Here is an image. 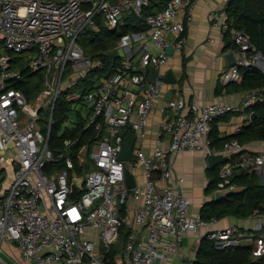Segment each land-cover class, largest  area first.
Returning a JSON list of instances; mask_svg holds the SVG:
<instances>
[{"label":"built area","instance_id":"2783aa9c","mask_svg":"<svg viewBox=\"0 0 264 264\" xmlns=\"http://www.w3.org/2000/svg\"><path fill=\"white\" fill-rule=\"evenodd\" d=\"M112 1L0 0V259L6 244L18 249L20 264H112L110 254L123 225L131 233L115 264H162L168 256L181 260V242L189 233L202 234L219 250L249 241L253 255L264 256V207L250 217L257 236L238 226L212 229L219 221L191 212L190 198L179 190L185 178L173 167L172 157L184 153L206 159L244 153L242 165L264 181V143L243 145L233 139L218 148L210 139L213 124L234 112V104L223 97L210 105L168 101L173 115L161 124L153 152L145 153L150 115L166 87L162 73L155 81L149 79L148 68L161 71L170 58L167 48L172 46L175 53L186 45L196 0H169L162 11L147 15L144 9L151 0H117L114 5ZM233 1L223 0V7L212 13L211 24L220 30L221 39L231 35L236 59L221 76L222 95L229 83L241 81V68L264 71V57L247 34L230 28L228 9ZM99 16L109 31L133 16L149 28L123 35L116 48L124 53L122 66L85 91L83 80L108 68L105 60L87 56L79 43ZM40 71L44 72L42 90L28 102L15 87L28 74ZM65 92L67 100L84 112L86 127H94L100 138L74 150L77 140L68 138L56 156L49 141L54 110ZM262 99L264 87L242 93L241 108L250 109ZM45 109L52 110L48 132L40 124ZM125 129L136 135L135 161L119 159ZM75 156L85 171L84 190L77 201L70 198ZM59 161L64 164L61 170ZM138 166L145 182L130 189L126 170L133 173ZM154 169L161 171L159 179L152 178ZM233 175L231 163L221 164L218 190L236 191ZM88 228L99 233V241L86 237Z\"/></svg>","mask_w":264,"mask_h":264},{"label":"trees","instance_id":"16d2710c","mask_svg":"<svg viewBox=\"0 0 264 264\" xmlns=\"http://www.w3.org/2000/svg\"><path fill=\"white\" fill-rule=\"evenodd\" d=\"M168 2L169 0H151L150 5L144 9V15L156 14L162 11ZM228 13L230 16V28L246 33L256 48V52H260L264 57V0H234L228 9ZM148 28L143 20L133 16L126 19L125 24L116 31H109L103 17L99 16L96 20V26L79 43L87 56L94 60H105L108 68L104 72L93 71L89 78L83 80V89L85 91L93 89L94 85L102 77H107L109 73L113 74L122 66L123 57L118 55L116 48L123 35L130 32L147 31ZM226 41L231 42L229 45L231 48L232 41L229 33L226 35ZM22 59L25 58L23 57ZM111 64H114V67L111 68ZM240 73L242 78L239 83H229L225 87L227 94H241L264 87L263 70L255 67H243L240 69ZM43 79V71L28 74L25 81L17 84L15 88L23 91L28 102H31L41 92ZM223 89L221 87V92ZM67 93L65 92L62 98L58 99L54 110L55 124L49 141V147L56 156L63 151L64 140L68 138L79 140L80 146L97 141L100 138L99 132L94 127H86L87 121L84 112L77 110L75 103L73 104L67 100ZM71 108L77 120L71 127L67 126L62 132L63 127L61 123L67 118V113L72 110ZM244 113L248 118L246 123L232 136L221 137L218 128L215 126L223 117L213 124L210 139L214 146L223 148L225 143L233 139H237L243 145L264 143V99L256 102L250 109L244 110ZM252 113L255 114L253 119H251ZM128 132L129 129L126 130V133ZM254 156L252 154L251 157ZM243 157L244 153H240L224 161V163H231L234 166L232 182L238 187L232 195L224 199L214 200V194L218 190V184L221 181V164L216 168H209L207 170L209 183L205 194L213 199L207 202L201 211V216L204 219L208 221L214 219L220 221L227 217L247 219L256 211L262 212L264 207V181L250 167L242 165ZM74 159L76 162L75 172L79 176H85L84 168L78 164L76 156ZM57 168L58 170L64 168L62 161L58 162ZM121 214L124 217L127 216L126 207L121 209ZM130 233V228L127 225H123L120 230L119 241L113 247L110 254L112 264H115V257L117 255L120 256L121 249ZM191 264H264V256L255 257L252 245L244 244L237 248L219 250L212 241L203 239L196 258Z\"/></svg>","mask_w":264,"mask_h":264},{"label":"crops","instance_id":"0c3cea01","mask_svg":"<svg viewBox=\"0 0 264 264\" xmlns=\"http://www.w3.org/2000/svg\"><path fill=\"white\" fill-rule=\"evenodd\" d=\"M194 7L193 23L187 28L185 34L186 45L180 52L173 53L166 65L161 69L162 75L172 71L177 79V84H166L161 99L154 105L150 115L149 135L144 144L145 153L148 155L153 152L154 142L158 136L161 124L168 121L173 115L166 105L168 102L166 100L167 94L171 90L175 93L173 99H181L187 103L196 101L210 105L218 102L219 98L223 97L226 102L234 104L235 113H228L215 125L221 137L236 134L248 119L241 108L240 97L242 93H226L222 95L221 92L220 79L230 68L227 56L231 53L232 47H229L230 44L227 45L230 41L221 39L220 30L213 27L211 22L212 13L223 7V0H196ZM168 143L169 138L165 136V145H168ZM207 160L203 155L193 153H184L172 157L174 170L179 176L185 178V182L180 185L179 190L190 198L192 213H201L204 205L213 199L205 194L209 183ZM133 174L137 185L144 184L145 178L143 177L141 166L136 167ZM132 214L129 213V217H132ZM254 221L251 218L227 217L220 220L217 224H213L211 228L224 229L230 226H238L242 227L247 235L257 236V232L254 231ZM201 236L202 234H187L181 242L182 259L179 260L168 256L162 264H181L182 262L191 264L196 258L201 241L204 239ZM86 237L99 241V233L90 228L87 229ZM245 242L247 245L250 244L249 241ZM3 254L8 257L12 264H20L21 255L16 247L4 244ZM119 261L120 258L117 255L115 262L119 263Z\"/></svg>","mask_w":264,"mask_h":264},{"label":"water","instance_id":"95a60500","mask_svg":"<svg viewBox=\"0 0 264 264\" xmlns=\"http://www.w3.org/2000/svg\"><path fill=\"white\" fill-rule=\"evenodd\" d=\"M117 0L112 1V4H116ZM230 42L227 43V45H229ZM167 54L169 56H172L174 53V49L172 46L167 48ZM261 54V53H260ZM228 59V66L229 67H233L236 64V59L233 53H230L227 56ZM148 77L151 81H155L156 78L158 77V75L161 73V71L159 69H157L154 66H149L148 68ZM164 82L167 85H175L177 84V79L174 75V73L172 71H168L165 75H164ZM175 96L174 91H169L167 94V101H171ZM255 117V114L252 113V118L253 119ZM135 143H136V135L133 131H129L125 137V140L122 144V150L121 153L119 155V159L121 161L127 162L132 160L133 158V151H134V147H135ZM79 145V140L75 141L74 144L72 145L71 149L74 150L76 149V147ZM208 166L210 169L216 168L218 165L223 164L225 161V158L223 155H214L208 158ZM126 183L127 186L132 189L136 186V181L134 178V174L127 169L126 170ZM161 175V171L159 169H154L153 171V179H159ZM84 177L79 176L76 172H74L72 174V182H71V193H70V198L74 201L78 200V197L80 195V193L84 190ZM235 191H223V190H218L215 192L214 194V200L218 201L221 199H224L230 195H232Z\"/></svg>","mask_w":264,"mask_h":264},{"label":"rangeland","instance_id":"374dc122","mask_svg":"<svg viewBox=\"0 0 264 264\" xmlns=\"http://www.w3.org/2000/svg\"><path fill=\"white\" fill-rule=\"evenodd\" d=\"M92 28L89 29V31H91ZM84 37H86V35H82L79 39V41H81ZM118 55L122 56V50L121 51H118ZM123 57V56H122ZM43 86V85H42ZM70 92H73V90H70ZM62 98V96L60 97ZM72 109V108H71ZM51 115H52V110L48 111V110H43L42 112V120L40 122V124L42 125L43 127V132H48V128H49V122H50V118H51ZM53 117H54V114H53ZM77 120V117L76 115L74 116V111L73 109L68 111L67 113V118H65L62 123H61V126L63 127L62 128V132L65 130V128L68 126V127H71L73 125V123H75ZM54 127V126H53ZM128 130V129H125V131ZM136 160V157L133 158V161ZM88 166V165H87ZM89 167V166H88ZM86 235H87V232H86ZM2 257V261L0 259V264H12V262L8 259V257L3 254L1 255Z\"/></svg>","mask_w":264,"mask_h":264}]
</instances>
